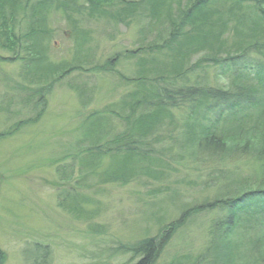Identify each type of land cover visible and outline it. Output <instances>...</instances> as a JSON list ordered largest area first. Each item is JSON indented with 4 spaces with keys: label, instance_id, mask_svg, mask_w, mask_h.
<instances>
[{
    "label": "rangeland",
    "instance_id": "obj_1",
    "mask_svg": "<svg viewBox=\"0 0 264 264\" xmlns=\"http://www.w3.org/2000/svg\"><path fill=\"white\" fill-rule=\"evenodd\" d=\"M126 1L132 4L120 11L122 22L71 15V24L67 15L53 14L46 39L16 43L14 52L15 39L3 48L0 32V264H135L140 256L120 247L150 238L160 245L154 264H264L262 248L253 246L257 222L223 238L212 232L225 214L204 211L235 198L249 182L262 183L264 161L252 155L202 161L195 143L210 116L201 103L163 111L147 133L142 169L126 183L100 181L107 158L83 159L96 137L92 113L98 137L108 141L147 129L136 126L143 109L132 110L131 103L154 98L157 89L227 88L240 66L208 65L212 51L197 45L213 41L224 58L237 50H224L238 42L235 33L253 26L243 19L250 17L247 4L228 22L213 14H225L228 5H210L206 11L223 25L211 27L219 32L217 45L211 34L203 41L195 36L206 18L186 17L190 0ZM172 10L178 14L172 17H182L178 24L166 17ZM155 110L146 107L147 114ZM121 157L130 164V155ZM178 219L168 242L160 240Z\"/></svg>",
    "mask_w": 264,
    "mask_h": 264
},
{
    "label": "trees",
    "instance_id": "obj_2",
    "mask_svg": "<svg viewBox=\"0 0 264 264\" xmlns=\"http://www.w3.org/2000/svg\"><path fill=\"white\" fill-rule=\"evenodd\" d=\"M84 1L85 6L77 5L76 0H0V32L3 36V48L8 45L7 39L10 37V40L14 38V41H16L12 48L9 46L13 52L18 46V44L15 45L16 43L40 42V40L46 39L50 35L49 18L53 14L58 13L65 18L67 15L69 20H66L71 24H74L69 17L71 15H86L91 18L107 16L114 22H122L120 11L125 8L128 11V6L132 4L126 0ZM113 1H116L115 4H111ZM149 3L152 4L153 1ZM243 4L248 5L246 12L250 16H243V19L251 20L253 26L249 33H235L238 42L233 43L234 46L224 49L228 53L236 48V52L220 58V52H223V49L217 52L214 51L215 49L212 48L214 46L213 41L211 44L206 43L203 45L199 43L197 45L200 50L208 48L212 51L204 59L208 65L228 70L240 66L230 76L227 88L203 89L200 86H195L189 87L187 90L170 89L169 87H162L161 90L157 89L154 98L148 99L144 96L135 99L131 103L132 110L143 109V118L136 126L146 127L148 125L147 129L140 132L132 130V132L118 135L108 141L103 136L98 137L102 132L98 125L99 121L96 114L92 113L90 115L89 119L95 120L94 123H90L91 133H94L96 137L89 148L84 150L83 159L88 163L95 158L98 160V157L101 160L108 159L109 165L101 172L99 177L101 182L123 184L128 182L132 175L140 172L143 165H141V162L146 159L142 147L147 139V133L155 130L163 111L168 113L186 105H188L187 108H190L189 103L194 105L196 102L201 103L206 116L208 114L210 116L207 124L201 127L203 133L195 143V154L200 156L202 161L209 159L219 161L220 155H227L230 159L252 155L255 159L264 161V43L261 42L262 35L260 34L261 31H264V0H190L186 17L190 16V19H194L196 16L205 15L203 17L206 18V21L201 23L199 32H194L195 36L202 38L201 41H203L209 37L206 34H211L210 37L217 44L220 41L219 32L218 30L212 31V28L219 29L223 25L219 20L213 19L212 12L206 10L210 5L214 6L213 8L228 5L225 14H219L216 11L213 14L214 16L224 15L222 16V22L236 21L237 14L241 16ZM201 9L202 12L200 13ZM174 12L176 11H169L166 17L171 23L176 20L178 24L182 17L177 18L176 15L178 14L176 12L174 19L172 17ZM157 15L160 16L156 13ZM204 23L209 24L208 29H205L207 24ZM256 27L261 28L260 31H255ZM193 31H196L195 27ZM182 50L181 48L180 51L182 52ZM204 60L202 61L204 62ZM174 73L175 77L180 74L176 69ZM149 106H154L156 110L147 114L146 107ZM219 127H221L220 130H218ZM3 136L0 134V138ZM128 155L131 158L129 165L122 163L124 161L123 157L120 158V156ZM210 172L216 174L217 170L213 171L212 169ZM262 181V183L254 185H252L253 182H249L247 188L238 192V195L234 196L235 198L218 199L215 204L206 206L207 208L204 211H207V209L209 211L217 210L225 214V217L213 223L212 232V234L219 237L223 236V238L229 233L233 234L238 226L246 224L248 220L257 222L256 231L259 235L255 237L253 246L255 248L260 246L264 255V176ZM180 222L181 219H178L174 224H169L166 230L160 232V240L167 243L169 235L176 230L177 226L181 225ZM156 240V238H150L135 245L121 246L120 252H131L132 255L138 254L140 259L135 264H154L160 252V245L155 243Z\"/></svg>",
    "mask_w": 264,
    "mask_h": 264
}]
</instances>
